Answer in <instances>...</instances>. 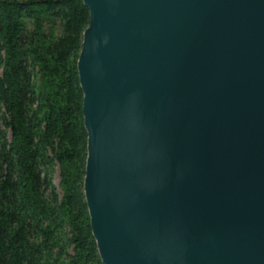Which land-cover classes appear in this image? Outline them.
<instances>
[{
  "label": "water",
  "instance_id": "water-1",
  "mask_svg": "<svg viewBox=\"0 0 264 264\" xmlns=\"http://www.w3.org/2000/svg\"><path fill=\"white\" fill-rule=\"evenodd\" d=\"M84 2L104 263L264 264V0Z\"/></svg>",
  "mask_w": 264,
  "mask_h": 264
},
{
  "label": "trees",
  "instance_id": "trees-1",
  "mask_svg": "<svg viewBox=\"0 0 264 264\" xmlns=\"http://www.w3.org/2000/svg\"><path fill=\"white\" fill-rule=\"evenodd\" d=\"M90 19L84 0H0V264H105L85 194Z\"/></svg>",
  "mask_w": 264,
  "mask_h": 264
},
{
  "label": "rangeland",
  "instance_id": "rangeland-1",
  "mask_svg": "<svg viewBox=\"0 0 264 264\" xmlns=\"http://www.w3.org/2000/svg\"><path fill=\"white\" fill-rule=\"evenodd\" d=\"M55 180H56V183L59 185L60 183V174H59V170L56 172L55 174Z\"/></svg>",
  "mask_w": 264,
  "mask_h": 264
}]
</instances>
